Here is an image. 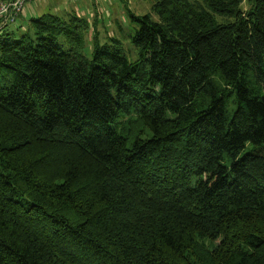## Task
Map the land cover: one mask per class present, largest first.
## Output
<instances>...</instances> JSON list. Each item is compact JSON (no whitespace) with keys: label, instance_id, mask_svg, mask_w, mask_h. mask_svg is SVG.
I'll return each mask as SVG.
<instances>
[{"label":"trees","instance_id":"trees-1","mask_svg":"<svg viewBox=\"0 0 264 264\" xmlns=\"http://www.w3.org/2000/svg\"><path fill=\"white\" fill-rule=\"evenodd\" d=\"M151 1L0 29V264H264V0Z\"/></svg>","mask_w":264,"mask_h":264},{"label":"rangeland","instance_id":"rangeland-1","mask_svg":"<svg viewBox=\"0 0 264 264\" xmlns=\"http://www.w3.org/2000/svg\"><path fill=\"white\" fill-rule=\"evenodd\" d=\"M249 5V0H243L244 9L248 8ZM126 8L136 15L147 13L156 19V15L152 11L151 0H46L44 5L38 7L37 12L40 15L52 13L66 19L67 13L77 12L78 16L86 17L90 26L86 32L88 43L84 47L85 55L89 56L92 48L91 38L97 35L100 43L108 41L111 46H116V43L109 38L122 39V45L119 47L123 52L128 53V59L133 61L138 57V53L126 38L127 35H130ZM29 9H31L30 4H27L25 10L28 11ZM95 18L98 20L97 23L94 21ZM25 26V31L21 29L14 31L16 37L32 33L29 23H26ZM12 29H15L14 26Z\"/></svg>","mask_w":264,"mask_h":264},{"label":"built area","instance_id":"built-area-1","mask_svg":"<svg viewBox=\"0 0 264 264\" xmlns=\"http://www.w3.org/2000/svg\"><path fill=\"white\" fill-rule=\"evenodd\" d=\"M35 0H0V29L14 24L24 13L27 4Z\"/></svg>","mask_w":264,"mask_h":264},{"label":"crops","instance_id":"crops-1","mask_svg":"<svg viewBox=\"0 0 264 264\" xmlns=\"http://www.w3.org/2000/svg\"><path fill=\"white\" fill-rule=\"evenodd\" d=\"M46 2V0H35L33 2L30 3V8L28 11L25 10V12L19 17V19L17 20V22L15 23L16 25H14V28L17 29H23L24 25H26V23H29L30 20L32 18H36L38 17L40 14H38V7L44 5ZM95 4V3H94ZM98 4V3H97ZM35 7H37V9H35ZM89 22V21H88ZM21 26V27H20ZM13 27H11L9 29V27L7 28V30H13Z\"/></svg>","mask_w":264,"mask_h":264}]
</instances>
